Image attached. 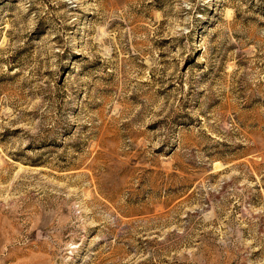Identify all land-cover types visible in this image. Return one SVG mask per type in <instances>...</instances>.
<instances>
[{"label": "rangeland", "instance_id": "obj_1", "mask_svg": "<svg viewBox=\"0 0 264 264\" xmlns=\"http://www.w3.org/2000/svg\"><path fill=\"white\" fill-rule=\"evenodd\" d=\"M0 264H264V0H0Z\"/></svg>", "mask_w": 264, "mask_h": 264}]
</instances>
